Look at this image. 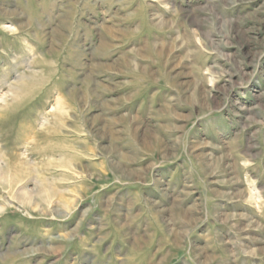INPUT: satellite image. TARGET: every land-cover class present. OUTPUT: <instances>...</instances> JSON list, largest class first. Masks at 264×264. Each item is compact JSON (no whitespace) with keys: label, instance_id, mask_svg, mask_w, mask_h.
Here are the masks:
<instances>
[{"label":"rangeland","instance_id":"obj_1","mask_svg":"<svg viewBox=\"0 0 264 264\" xmlns=\"http://www.w3.org/2000/svg\"><path fill=\"white\" fill-rule=\"evenodd\" d=\"M0 182V264H264V0H0Z\"/></svg>","mask_w":264,"mask_h":264},{"label":"bare ground","instance_id":"obj_2","mask_svg":"<svg viewBox=\"0 0 264 264\" xmlns=\"http://www.w3.org/2000/svg\"><path fill=\"white\" fill-rule=\"evenodd\" d=\"M5 180L8 181V179H5ZM1 182H3V181H1ZM1 182H0V183H1ZM3 183H4V182H3ZM10 183H11V182H10ZM42 184H44V183L42 182ZM44 185H45V184H44ZM44 185H43V186H44ZM47 186H48V184H47ZM43 188H44V187H43ZM45 188H49V187H45ZM50 188H52V187H50ZM52 189H53V188H52ZM44 190H46V189H44ZM48 191H49V190H48ZM52 191H53V190H52ZM53 193H54V192H53ZM15 194H16V193H15ZM20 194H21V195H24V196H26V195L29 196L28 190H27V192L23 190V191L20 192ZM45 194H47L46 191H45ZM49 194H50V193H49ZM17 195H18V194H17ZM18 196H19V195H18ZM50 196H51V195H50ZM16 197H17V196H16ZM51 197H52V196H51ZM28 203H29V202H28ZM1 212H2V209L0 210V213H1Z\"/></svg>","mask_w":264,"mask_h":264}]
</instances>
